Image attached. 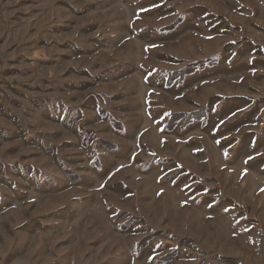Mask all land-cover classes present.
Listing matches in <instances>:
<instances>
[{
  "label": "rangeland",
  "instance_id": "374dc122",
  "mask_svg": "<svg viewBox=\"0 0 264 264\" xmlns=\"http://www.w3.org/2000/svg\"><path fill=\"white\" fill-rule=\"evenodd\" d=\"M0 264H264V0H0Z\"/></svg>",
  "mask_w": 264,
  "mask_h": 264
},
{
  "label": "trees",
  "instance_id": "16d2710c",
  "mask_svg": "<svg viewBox=\"0 0 264 264\" xmlns=\"http://www.w3.org/2000/svg\"><path fill=\"white\" fill-rule=\"evenodd\" d=\"M198 63H200L201 65H202V63L201 62H198ZM199 111H196L195 113H196V115H194V116H191V118L190 119H192V118H200L201 116H203L204 115V113H198ZM178 117L179 116H176V118L175 119H178Z\"/></svg>",
  "mask_w": 264,
  "mask_h": 264
}]
</instances>
